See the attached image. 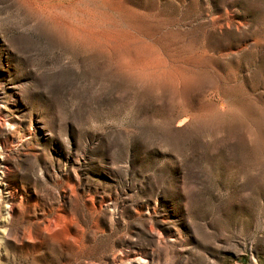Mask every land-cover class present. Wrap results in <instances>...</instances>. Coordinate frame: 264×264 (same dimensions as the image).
<instances>
[{
    "label": "rangeland",
    "instance_id": "obj_1",
    "mask_svg": "<svg viewBox=\"0 0 264 264\" xmlns=\"http://www.w3.org/2000/svg\"><path fill=\"white\" fill-rule=\"evenodd\" d=\"M0 264H264V0H0Z\"/></svg>",
    "mask_w": 264,
    "mask_h": 264
}]
</instances>
